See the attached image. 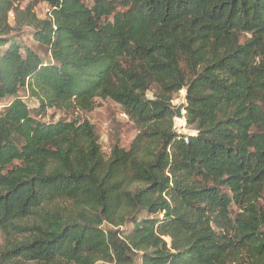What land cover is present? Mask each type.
<instances>
[{"label":"trees","instance_id":"obj_1","mask_svg":"<svg viewBox=\"0 0 264 264\" xmlns=\"http://www.w3.org/2000/svg\"><path fill=\"white\" fill-rule=\"evenodd\" d=\"M0 107V264H264V0H0Z\"/></svg>","mask_w":264,"mask_h":264},{"label":"rangeland","instance_id":"obj_2","mask_svg":"<svg viewBox=\"0 0 264 264\" xmlns=\"http://www.w3.org/2000/svg\"><path fill=\"white\" fill-rule=\"evenodd\" d=\"M35 12L40 19H44L48 14V7L45 4H40L39 6H37ZM10 22H12V18H10ZM13 36L15 41H19L24 46H27L37 52L41 56V58H43V60H48L47 51L37 46L32 41L30 32L27 29L22 30L21 32ZM147 97L149 99H152L153 92H147ZM18 98H20L30 108L37 106V102L23 90L19 91ZM11 100L12 99L3 100L2 106L7 105ZM181 103H183L184 106L186 105L184 91H181L179 92V94L173 96V110ZM77 117L81 118L82 120H87L94 127L98 142L101 146L103 154L106 157H108V155L110 154V150L115 142H118L119 147L128 150L131 142L138 133V129L123 114L120 106L109 100H96L94 109L88 113L80 111L72 113L57 109H49L45 114L37 116L36 119L46 123H56L60 120L70 121L71 119ZM175 122L176 121L173 118V125L176 133L184 135L195 134L194 131L186 127L185 123H183V126H180L178 128ZM3 243V235L0 233V250Z\"/></svg>","mask_w":264,"mask_h":264},{"label":"water","instance_id":"obj_3","mask_svg":"<svg viewBox=\"0 0 264 264\" xmlns=\"http://www.w3.org/2000/svg\"><path fill=\"white\" fill-rule=\"evenodd\" d=\"M173 113H174V119L177 120H182L183 119V116H184V104L181 103L179 104L174 110H173Z\"/></svg>","mask_w":264,"mask_h":264},{"label":"bare ground","instance_id":"obj_4","mask_svg":"<svg viewBox=\"0 0 264 264\" xmlns=\"http://www.w3.org/2000/svg\"><path fill=\"white\" fill-rule=\"evenodd\" d=\"M176 122V126L179 128L180 126H183V123H184V121H183V119L182 120H179V119H177V120H175ZM183 121V122H182Z\"/></svg>","mask_w":264,"mask_h":264}]
</instances>
